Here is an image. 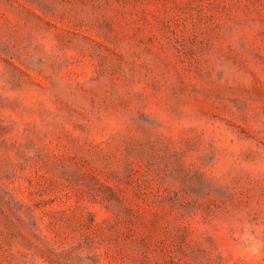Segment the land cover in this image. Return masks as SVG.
<instances>
[{"label": "rangeland", "instance_id": "1", "mask_svg": "<svg viewBox=\"0 0 264 264\" xmlns=\"http://www.w3.org/2000/svg\"><path fill=\"white\" fill-rule=\"evenodd\" d=\"M0 264H264V0H0Z\"/></svg>", "mask_w": 264, "mask_h": 264}]
</instances>
